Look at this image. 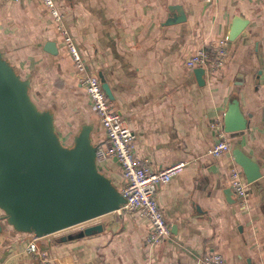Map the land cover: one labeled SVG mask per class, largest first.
Instances as JSON below:
<instances>
[{
    "label": "crops",
    "instance_id": "crops-1",
    "mask_svg": "<svg viewBox=\"0 0 264 264\" xmlns=\"http://www.w3.org/2000/svg\"><path fill=\"white\" fill-rule=\"evenodd\" d=\"M54 2L83 59L108 84L112 106L136 135V160L152 171L186 165L156 196L170 228L167 242L147 247L150 224L134 211L120 210L45 236L39 245L68 264H200L207 253L221 255L223 264H264V0ZM235 25L241 33L230 41ZM223 39L228 40L223 67L214 73L204 69L199 82L197 68L188 69L185 58ZM0 53L29 81L39 109L54 115L64 142L90 125L93 144H106L56 23L40 0H0ZM233 100L247 128L227 134L230 150L214 158L208 153L218 141L213 125L223 127ZM234 150L251 157L262 173L252 184L242 173L244 206L229 187L231 169L241 170ZM99 169L122 187L115 159ZM0 225V264H32L26 251L32 235L14 231L1 211ZM95 226L102 230L82 234Z\"/></svg>",
    "mask_w": 264,
    "mask_h": 264
},
{
    "label": "water",
    "instance_id": "water-1",
    "mask_svg": "<svg viewBox=\"0 0 264 264\" xmlns=\"http://www.w3.org/2000/svg\"><path fill=\"white\" fill-rule=\"evenodd\" d=\"M175 20L181 22L183 16ZM240 33L235 25L229 40ZM46 44L55 52L54 43ZM194 73L201 82L205 70L197 68ZM100 82L112 101L111 89L101 76ZM29 87V81L0 53V211L5 223L18 233L43 238L120 211L126 200L99 169L92 126H81L65 145L54 115L39 109ZM246 128L247 120L233 100L224 116V132L237 134ZM233 156L248 184L261 179L260 167L251 157L239 150ZM101 230L88 227L82 234Z\"/></svg>",
    "mask_w": 264,
    "mask_h": 264
},
{
    "label": "built area",
    "instance_id": "built-area-1",
    "mask_svg": "<svg viewBox=\"0 0 264 264\" xmlns=\"http://www.w3.org/2000/svg\"><path fill=\"white\" fill-rule=\"evenodd\" d=\"M201 1L205 5L213 2V0ZM40 2L56 23V28L76 71L78 86L89 98L92 110L104 130L106 144L97 147L96 162L99 166L110 159H115L120 167L123 185L119 190L126 200L121 210L134 211L150 224L151 232L145 238L147 247L152 248L167 242L171 236L170 228L163 219L156 196L158 189L177 176L186 164L178 163L152 171L146 161L136 160L134 154L136 135L125 125L122 116L114 109L103 91L100 79L83 59L75 40L64 24L59 8L54 0H40ZM227 44L228 40L223 39L213 45L200 47L185 58L184 64L188 69L203 68L209 73L217 72L223 67ZM213 127L217 132L218 141L208 153L218 158L230 150V145L221 124L215 123ZM229 187L239 203L244 206L248 195L247 185L238 167L230 171ZM40 239L32 235L27 245L26 251L32 264H68L67 260L50 257L48 251L39 245ZM199 261L200 264H223L222 256L215 253H207Z\"/></svg>",
    "mask_w": 264,
    "mask_h": 264
},
{
    "label": "rangeland",
    "instance_id": "rangeland-1",
    "mask_svg": "<svg viewBox=\"0 0 264 264\" xmlns=\"http://www.w3.org/2000/svg\"><path fill=\"white\" fill-rule=\"evenodd\" d=\"M65 145H70V143H67V142H64ZM91 222V221H90ZM90 222H87V223H90Z\"/></svg>",
    "mask_w": 264,
    "mask_h": 264
},
{
    "label": "trees",
    "instance_id": "trees-1",
    "mask_svg": "<svg viewBox=\"0 0 264 264\" xmlns=\"http://www.w3.org/2000/svg\"><path fill=\"white\" fill-rule=\"evenodd\" d=\"M97 147H99V146H97Z\"/></svg>",
    "mask_w": 264,
    "mask_h": 264
}]
</instances>
